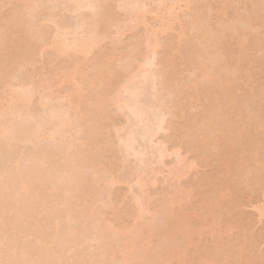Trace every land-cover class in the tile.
<instances>
[{"label":"rangeland","instance_id":"obj_1","mask_svg":"<svg viewBox=\"0 0 264 264\" xmlns=\"http://www.w3.org/2000/svg\"><path fill=\"white\" fill-rule=\"evenodd\" d=\"M87 1L0 0V264H264V0Z\"/></svg>","mask_w":264,"mask_h":264},{"label":"bare ground","instance_id":"obj_2","mask_svg":"<svg viewBox=\"0 0 264 264\" xmlns=\"http://www.w3.org/2000/svg\"><path fill=\"white\" fill-rule=\"evenodd\" d=\"M77 1H78V0H77ZM82 1H83V3H84V0H82ZM86 1H87V0H85V2H86ZM89 1H91V0H88V1H87V2H88L87 4H89ZM245 1H246V0H245ZM248 1H249V0H248ZM74 2H75V1H74ZM79 2H80V0H79ZM92 2H93V1H92ZM137 2H138V1H137ZM81 3H82V2H81ZM81 3H77V4H80L81 9H82V8H87V4H86V3H85V4H86V7H85V6L82 7V4H81ZM138 4H139V3H137V5H138ZM75 5H76V4H75ZM124 5H125V4H124ZM137 5H136V8L132 7V10H131L132 15H133V14L138 15V10H134V11H133V9H139V6H137ZM77 6H78V5H77ZM122 6H123V5H122ZM134 6H135V5H134ZM78 7H79V6H78ZM78 7H77V8H78ZM137 7H138V8H137ZM91 8H92V7H90V9H91ZM187 8H188V7H187ZM79 9H80V8H79ZM140 9H141V8H140ZM142 9H144L143 6H142ZM188 9H189V8H188ZM188 9H187V10H188ZM189 10H191V9H189ZM189 10H188V11H189ZM192 10H193V7H192ZM132 11H133V12H132ZM135 11H136V12H135ZM143 12H144V11H143ZM131 13H130V15H131ZM139 14H140V13H139ZM202 15H205V14H202ZM138 16H139V15H138ZM143 16H144V14H143ZM207 16H208V15H207ZM135 17H136V16H135ZM202 17H204V16H202ZM205 17H206V16H205ZM139 18H140V16H139ZM249 18H251L250 20H248V21H250L249 24H251V23H253L255 20L259 19L258 16L249 17ZM130 19H131V17H130ZM132 19H133L132 22H134V18H132ZM205 19H207V18H205ZM136 20H137V19H136ZM136 20H135V21H136ZM140 20H141V19H140ZM143 20H145V18H144ZM202 20H203V19H202ZM246 21H247V20H246ZM246 24H247V23H246ZM244 32H245V31H244ZM182 33H183V32H182ZM241 35H242V34H241ZM245 38H246V37H245ZM245 38L243 39V38L241 37V39H240L241 41H240L239 45H240V47H242V48L245 46V44H246V42H247V41L245 42ZM55 43H56V42H55ZM59 43H60V42H59ZM61 44H62V43H61ZM54 47H56L55 44H54ZM62 47H63V46H62ZM79 47L81 48V47H83V46L80 44ZM80 48H79V50H81ZM261 49L264 50L263 47H262ZM56 50H57V48H56ZM79 50L77 49L78 52H81V51H79ZM84 51H85V50H84ZM77 54H78V53H77ZM77 56H79V54H78ZM78 62H79V61H78ZM79 64H80V63H79ZM240 64H241V63H240ZM204 67H205V66H204ZM205 68H206V67H205ZM208 70H209V69L207 68V71H208ZM205 71H206V70H205ZM225 78H226V77H225ZM225 78L222 79V80H224V81H222V83H224V85H231L232 83H234V80H233V79H230V78H229V79H225ZM219 82H220V81H219ZM262 90H263V89H262ZM262 90H261V91H262ZM25 91H29V90H25ZM25 91H24V92H25ZM262 92H263V91H262ZM262 92H260V93L262 94ZM27 93H28V92H27ZM27 93H26V94H27ZM29 93H30V91H29ZM20 94H21V93H20ZM31 95H32V93H31ZM25 96H26V95H25ZM22 97H24V96H22ZM259 97H260V96H259ZM259 97H258V98H259ZM262 100H263V99H262ZM0 105H2L1 102H0ZM212 109H214V108H212ZM213 112H214V110H213ZM137 115H138V114H137ZM142 116H143V114H142ZM138 117H139V116H138ZM141 118H142V117H141ZM143 118H144V117H143ZM144 120H145V119H144ZM159 120H160V119H159ZM159 120H158V121H159ZM159 123H163V121L161 120V121H159ZM158 126H159V125H158ZM161 126H162V124H160V127H161ZM161 128H162V127H161ZM158 130H159V129H158ZM160 130H161V129H160ZM239 135H240V133L237 134V137H241V136H239ZM215 139H216V138H215ZM217 139H218V138H217ZM219 139H220V138H219ZM219 139H218L219 142H220L221 140H222V142H223V139H220V140H219ZM234 139L237 140L236 138H234ZM222 142H221V143H222ZM236 142H238V141H236ZM224 143H225V141H224ZM219 144H220V143H219ZM222 144H223V143H222ZM233 144H234V143H232V145H233ZM234 145H235V144H234ZM231 147H233V146H231ZM234 147H236V146H234ZM234 147L232 148L233 152L236 150ZM236 148H237V147H236ZM238 151H239V150H237L236 153H238ZM253 152H254V151H253ZM249 153H250V152H249ZM233 154H235V153H233ZM238 154H239V153H238ZM239 155H240V154H239ZM249 155H251V153H250ZM234 157H235V156H234ZM237 157H238V156H237ZM252 157L255 158V153H254V154L252 153ZM229 160H232V159H229ZM234 160H235V159H234ZM237 160H238V159H237ZM242 160H244V158H243V159L241 158V163L243 164L244 161H242ZM227 161H228V160H227ZM232 162H233V161H230V163H232ZM235 162H236V161H235ZM238 163H240V161H239ZM228 165H229V163H228ZM231 165H232V164H230V166H231ZM236 165H237V164H236ZM240 166H241V165H240ZM227 167H229V166H227ZM237 167H238V166H237ZM234 168H236V167L234 166ZM242 168H243V167H242ZM229 169H230V167H229ZM236 169H238V168H236ZM239 169H241V168H239ZM230 170H231V172H232V171H235L233 168H231ZM242 170H243V169H241V172H240V170H239V172L242 173ZM227 171H228V170H227ZM236 171L238 172V170H236ZM228 172H229V171H228ZM228 172H227V174H228ZM231 172H230V173H231ZM28 173H29V171H28ZM230 173H229V177H230ZM240 173H239L238 175H240ZM235 174H237V173H235ZM235 174H234V175H235ZM227 177H228V176H227ZM229 177L227 178V180H229ZM233 177H234V176H233ZM237 177H238V176H236V178H237ZM227 183H228V181H227ZM23 186L26 187V186H27L26 183H25ZM26 191H27V190H26ZM209 202H210V204H211V202H213V200H211V201L209 200ZM209 202H208V200L206 201L207 204H209ZM204 203H205V202H204ZM204 203H203V204H204ZM206 203H205V206H206V207H209L210 205H206ZM213 205H215V204H213ZM203 206H204V205H203ZM205 206H204V207H205ZM211 206H212V205H211ZM211 206H210V207H211ZM39 241H40V240H39ZM38 251H39V250H38ZM41 252H42V251H41ZM42 253H43V252H42ZM48 253H49V252H48ZM203 258H204V257H203ZM205 258H206V257H205ZM205 258H204V260H205ZM219 259H220V258H219ZM219 259H218V260H219ZM201 260L203 261V259H201ZM199 262H201V261H199ZM198 264H201V263H198Z\"/></svg>","mask_w":264,"mask_h":264}]
</instances>
